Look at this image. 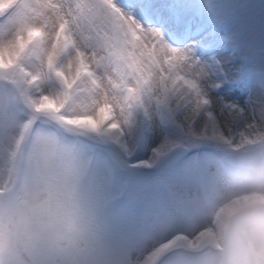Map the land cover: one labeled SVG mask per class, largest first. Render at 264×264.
<instances>
[{"label": "snow or ice", "instance_id": "snow-or-ice-1", "mask_svg": "<svg viewBox=\"0 0 264 264\" xmlns=\"http://www.w3.org/2000/svg\"><path fill=\"white\" fill-rule=\"evenodd\" d=\"M210 6L218 19L203 35L194 21L174 19L177 34H192L174 46L117 0H0V264L57 256L91 264L101 234L117 240L120 264L146 250L143 264L170 251L180 264L179 249L195 246L181 234L167 239L164 226L125 235L107 216V178L89 181L91 157L58 131L111 141L127 154V133L143 113L171 117L186 144H264V47L258 61L238 57L231 34L219 31L231 9ZM179 146L165 138L141 166ZM219 167L201 169V181ZM249 203L264 205V197L233 211Z\"/></svg>", "mask_w": 264, "mask_h": 264}, {"label": "rangeland", "instance_id": "rangeland-1", "mask_svg": "<svg viewBox=\"0 0 264 264\" xmlns=\"http://www.w3.org/2000/svg\"><path fill=\"white\" fill-rule=\"evenodd\" d=\"M129 2L131 5L128 7H120L130 11L142 23L141 12L146 10V15L150 18L148 24L160 28L165 39L174 46L192 42V35L184 39L182 34H177L180 39L178 44L171 41L173 32H176L173 27L175 18L183 16L194 21L196 27L201 29L198 35H203L215 26L218 19L215 8L210 5L224 4L231 9L232 15L223 21L219 31L221 34H231L234 45L231 51L248 63L258 61L260 58V49L264 47L262 27L264 0H129ZM227 51L225 50L224 54H227ZM241 83L245 85L240 91V95L243 96L247 91L248 82ZM58 135L64 138L63 133L59 132ZM165 138L177 141L181 146L173 150L181 149L186 156L181 161H173L181 156L182 151L175 153L169 151L150 166L156 169L159 175L149 177L143 172L148 171V167L141 166V162L148 160L152 150ZM70 139L74 140L87 155L92 149L99 152L96 161H92V175L89 181L102 182L107 178L111 196L107 216L128 233L141 232L155 226L172 202L180 198L187 188L201 182V169L222 160L221 149L211 142L186 144L172 118L167 116L164 119L156 117L149 120L143 113L138 114L126 136L129 148L127 154L119 145L105 139L71 134ZM96 143H102L104 148L109 150H113V146L114 150L119 148L115 158L111 153L110 155L107 151L105 153L106 149L98 147ZM208 147L210 150L195 151ZM107 159L109 160L106 162ZM118 162L123 163L122 166L138 165L143 171L134 170L125 175L117 168ZM176 162H179L178 167L173 170Z\"/></svg>", "mask_w": 264, "mask_h": 264}, {"label": "clouds", "instance_id": "clouds-1", "mask_svg": "<svg viewBox=\"0 0 264 264\" xmlns=\"http://www.w3.org/2000/svg\"><path fill=\"white\" fill-rule=\"evenodd\" d=\"M218 147L222 160L214 179L187 188L155 226L167 229V239L181 234L194 242L193 247L179 249L180 264H264V205L249 203L233 211L236 202L264 197V144L239 151ZM98 243L101 251L91 264H120L115 238L101 234ZM148 251L139 257L133 254L129 264H143ZM51 264L66 261L57 256ZM159 264H177L173 252L161 257Z\"/></svg>", "mask_w": 264, "mask_h": 264}]
</instances>
